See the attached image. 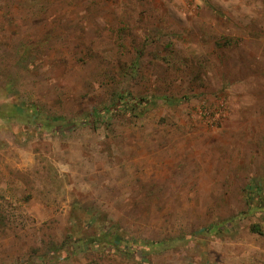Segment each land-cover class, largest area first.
I'll return each instance as SVG.
<instances>
[{
    "label": "rangeland",
    "instance_id": "obj_1",
    "mask_svg": "<svg viewBox=\"0 0 264 264\" xmlns=\"http://www.w3.org/2000/svg\"><path fill=\"white\" fill-rule=\"evenodd\" d=\"M0 264H264V0H0Z\"/></svg>",
    "mask_w": 264,
    "mask_h": 264
},
{
    "label": "trees",
    "instance_id": "obj_2",
    "mask_svg": "<svg viewBox=\"0 0 264 264\" xmlns=\"http://www.w3.org/2000/svg\"><path fill=\"white\" fill-rule=\"evenodd\" d=\"M125 98V99H124ZM124 99V100H123ZM122 103H126V104H130L132 102H134L133 106L134 108L136 107V105H141L143 104L145 101H147V99L144 98H136L130 95H126L124 96L120 101H122ZM125 101V102H124ZM146 104V103H145ZM128 108V107H127ZM91 118H88V116L86 118H81L80 119V123H92L93 120L92 118L95 117V121L96 119L98 120L99 118H101L99 113H92L90 114ZM64 120V118H52L51 122L52 123H47V127H51V125L53 126V128L55 129H61L59 128V125H55V122H57L56 120ZM69 122L73 123L72 120H69ZM254 201L256 199H258V202L261 204L262 200L256 197H253ZM251 203L254 204V202L251 201ZM113 223L111 225H108L106 229H104L105 231L102 233V237L101 235H96L94 237H91V241L89 242L91 244L94 243H99L101 240V238H103V240H106L109 243V250H114L116 252H119V254L126 256V257H131L133 256L136 252L141 251V253H147V252H151L155 249H159V248H165L166 243L164 241H154V240H135L132 237H129L127 235H122L119 232L113 231Z\"/></svg>",
    "mask_w": 264,
    "mask_h": 264
}]
</instances>
